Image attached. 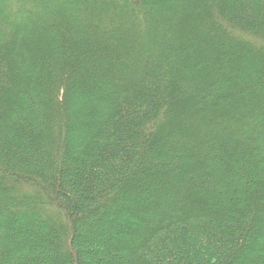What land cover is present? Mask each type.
Returning <instances> with one entry per match:
<instances>
[{
  "label": "trees",
  "instance_id": "1",
  "mask_svg": "<svg viewBox=\"0 0 264 264\" xmlns=\"http://www.w3.org/2000/svg\"><path fill=\"white\" fill-rule=\"evenodd\" d=\"M0 264H264V0H0Z\"/></svg>",
  "mask_w": 264,
  "mask_h": 264
},
{
  "label": "bare ground",
  "instance_id": "2",
  "mask_svg": "<svg viewBox=\"0 0 264 264\" xmlns=\"http://www.w3.org/2000/svg\"><path fill=\"white\" fill-rule=\"evenodd\" d=\"M31 109H32V108H31ZM84 109H85V108H84ZM39 128H40V127H39ZM3 134H4V133H3ZM232 177H233V176H232ZM228 179H229V178H228ZM241 179H242V178H241ZM233 180H234V179H233ZM233 184H234V183H233ZM223 185H224V184H223ZM223 185H222V186H223ZM231 185H232V184H231ZM236 185H237V184H236ZM224 187H225V186H224ZM224 187H223V188H224ZM221 199H222V198H221ZM227 202H228V201H227Z\"/></svg>",
  "mask_w": 264,
  "mask_h": 264
}]
</instances>
